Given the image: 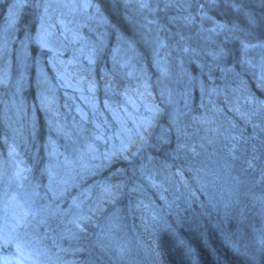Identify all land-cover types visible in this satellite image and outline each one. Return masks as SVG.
Masks as SVG:
<instances>
[{
	"label": "trees",
	"instance_id": "obj_1",
	"mask_svg": "<svg viewBox=\"0 0 264 264\" xmlns=\"http://www.w3.org/2000/svg\"><path fill=\"white\" fill-rule=\"evenodd\" d=\"M202 1L196 2L200 11L207 10L228 30L211 41L220 55L211 61L208 43V50L196 57L173 53L165 80L153 67L154 43L129 20L126 7L115 0H91L106 20L108 43L95 51L91 73H82L97 89L101 112L89 121L110 124L114 132L110 115L123 100L140 112L134 113L135 122L144 117V108L154 113L147 121L146 142L135 154L112 156L88 179L87 186L95 184L94 194L104 185L120 188L72 249L77 251L75 264H264V79L259 78H264V0H215L207 7ZM165 14L161 24L172 29L171 37L181 17L171 10ZM34 23L24 9L16 38L31 34ZM118 40L129 42L132 52L127 68L114 75L109 64ZM167 41L184 46L176 36ZM37 52L32 45L29 79L20 97L9 96L13 83L0 88V156L14 145L30 178L43 184L51 146L66 155L78 142L96 150V140L102 142L100 151L109 136L97 134L94 140L91 126L77 124L64 91L55 94L57 104H42L35 84ZM40 55L45 61L47 55ZM16 70L13 52L11 71ZM74 124L78 127L71 134L67 129Z\"/></svg>",
	"mask_w": 264,
	"mask_h": 264
},
{
	"label": "rangeland",
	"instance_id": "obj_2",
	"mask_svg": "<svg viewBox=\"0 0 264 264\" xmlns=\"http://www.w3.org/2000/svg\"><path fill=\"white\" fill-rule=\"evenodd\" d=\"M115 1L126 7L129 20L137 25L148 42L154 43L153 67L163 79L166 80L168 76V59L173 53H181L186 58L196 57L200 52L208 50L205 46L208 43L209 59L216 61L215 54L220 55L219 48L210 47L214 46L211 41L223 37L228 30L212 31L217 22L209 16L207 10L205 13L200 11L202 7L197 5L198 0H143L148 5L147 8L139 6L141 0ZM85 2L87 0H0L3 20L0 31V63L7 51L4 62L0 64V88L5 89L9 83H13V93L9 96L20 97V89L29 79L30 47L34 45L38 49L35 84L41 88L40 96L44 99L42 104L48 107L57 104L55 94L58 90L64 91L63 99L68 101L67 104L70 101L73 104L70 114L72 119L82 127L91 126L93 133L90 132V136L94 140L97 134L109 136L106 147L99 149L100 151L98 148L99 145L102 147V142L96 140V150L92 149V145L78 142L75 149L66 155L58 154L57 147L51 146V162L44 170L43 184L30 178V173L22 165L17 147L11 144L5 149L4 155L0 156V257H8L10 264H75L74 255L77 251L72 249L77 248L85 228L92 227L94 223L90 222L98 217L102 207L114 200L113 197H107L101 188L94 194L95 184L87 186L88 179H91L100 163L110 162L112 156L123 159L133 156L146 142L151 129L147 127V121L154 112L148 107L144 108V117L135 122L133 115L140 112L128 100H123L120 110L110 115L115 121L114 132L110 124L96 125L93 120L89 121L90 117L96 119V115L101 112L97 111L96 106L97 89L95 85H91L92 81L86 82L88 77L82 76V73H91L95 64V51L107 45L108 36L104 34L106 20L100 7L97 13L95 7H82ZM45 3L52 5L46 12L43 7H36V4ZM210 3V0H204L203 5L207 7ZM24 9L32 14L35 23L32 25L33 32L19 40L16 38V24ZM168 10L181 17L172 27L174 36L183 40L184 46L167 41L174 38L168 36L172 29L164 32L161 24L167 19L165 13ZM205 15L211 19L203 18ZM42 25L46 29L48 48H41L36 42ZM129 44L125 40H118L114 44L109 64L110 72L114 75H120L127 68L125 64L130 59L128 53L132 52ZM247 49H252V46L249 45ZM13 52L17 66L15 74L11 71ZM40 53L47 55L45 61ZM261 59L262 57L258 64ZM244 63L247 65L249 61L246 59ZM47 69L50 70V75ZM131 74L132 72L129 75ZM261 76L259 78L264 79ZM104 94L108 101L113 99L110 91L104 90ZM77 127L74 124V127L67 130L72 134V129ZM17 173L22 175L17 176ZM13 195L16 202L12 201ZM74 201L79 207L74 205ZM16 203L29 211L25 225L18 226L13 219V214L20 211ZM41 208L46 210L40 211ZM76 223H79V228ZM4 235H7L8 243H5ZM17 245L23 255L17 252Z\"/></svg>",
	"mask_w": 264,
	"mask_h": 264
},
{
	"label": "snow or ice",
	"instance_id": "obj_3",
	"mask_svg": "<svg viewBox=\"0 0 264 264\" xmlns=\"http://www.w3.org/2000/svg\"><path fill=\"white\" fill-rule=\"evenodd\" d=\"M210 2H212L214 4L215 0H210ZM52 5L50 3H45L43 5L41 4H36L37 8L43 7L45 9V12L48 10V8H50ZM66 7L69 5H65ZM73 7H75L76 5H71ZM139 6L141 8H147L148 5L146 3L143 2V0H141ZM82 7L84 8H96L97 13H99V7L97 5H94L93 3L90 2V0H87V2H85ZM205 19H211L210 17H207L206 15L203 17ZM10 22H11V18H10ZM250 23H255L254 20H252L250 18ZM216 29H220V30H225L226 29V25L224 24H217L216 28L212 29V31H215ZM46 29L43 28L42 25V31L41 33L36 37V42L40 45L41 48H48V44H47V40H46ZM244 47L247 48L248 45L244 44ZM49 51H51V49H49ZM91 59L89 60V63H91ZM107 107V105H105ZM99 138V137H98ZM143 139V137H141ZM233 139H239V137H233ZM21 173H17V176H21ZM120 188V185H104L102 187V192L107 196V197H115L116 195H118V190ZM113 189H116L117 191H113ZM35 195V193H33ZM12 201L16 202V197L15 195H13L12 197ZM74 205L76 207H79V205L75 204V201L73 202ZM16 207L20 209L19 213H14L13 214V219L16 221V224L18 226H22L25 225L27 222V217L29 215V211L25 210L24 207L22 205H20L19 203H16ZM46 209L41 208L40 211H45ZM75 222V221H74ZM76 226L79 228L80 225L79 223H76ZM3 239L5 241V243H8V238L7 235L3 236ZM17 252L21 253V255H23L21 248L19 245H17ZM0 264H10L9 258L8 257H0Z\"/></svg>",
	"mask_w": 264,
	"mask_h": 264
}]
</instances>
